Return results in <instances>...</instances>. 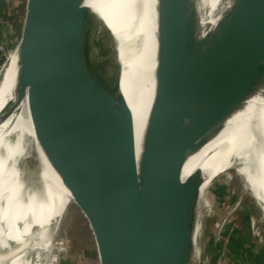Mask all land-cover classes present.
<instances>
[{
  "label": "water",
  "instance_id": "water-1",
  "mask_svg": "<svg viewBox=\"0 0 264 264\" xmlns=\"http://www.w3.org/2000/svg\"><path fill=\"white\" fill-rule=\"evenodd\" d=\"M201 1L155 0L152 100L137 141L121 57L122 48L135 76L142 59L134 32L117 22L114 67L91 74L83 69L90 31L110 33L97 9L87 0H21L12 46L4 36L17 57L0 68L8 64L0 86L7 81L13 94L0 126L17 122L27 98L31 122L20 119L35 139L23 134L15 168L25 201L39 209L49 197L44 162L71 194L65 202L55 192L53 212L45 202L49 217L36 224L49 243L65 239L64 264H192L209 194L242 175L243 156L202 192L203 169L187 175L185 165L251 99L264 101V0H219L211 9ZM77 142L95 147L86 165ZM255 149L247 151L249 171Z\"/></svg>",
  "mask_w": 264,
  "mask_h": 264
},
{
  "label": "bare ground",
  "instance_id": "bare-ground-1",
  "mask_svg": "<svg viewBox=\"0 0 264 264\" xmlns=\"http://www.w3.org/2000/svg\"><path fill=\"white\" fill-rule=\"evenodd\" d=\"M87 2L97 9L98 18L110 33L109 36L104 35L101 32V27L93 25L85 48L84 70H88L91 74L97 73L103 76L106 71L113 69L116 51L114 43L118 33H120L117 22H121L126 29L131 30L135 34V46L137 51L141 52L139 55L142 61H139L137 74L135 76L131 75L130 67L126 65L127 61L121 48V57L125 64L122 85L129 105L133 110L136 138L137 141H140L153 91V78L150 76L154 65L155 0H87ZM218 2L219 0H202L201 6L203 9H211ZM7 67L8 64L6 65ZM6 68L4 69L6 70ZM4 69L1 71L0 77ZM136 77L138 81L135 82L133 80ZM111 80L112 77L107 82L108 87L111 85ZM6 89L7 81L0 86V109L7 100L13 97V94L6 91ZM19 110L21 115L26 116L27 122H31L27 98L22 101ZM21 115H19L17 122L14 124L12 123L14 116H12L0 126V255L3 254L5 259L9 260V264H30L29 262H22L21 255L23 250L30 245H44L36 229V224L46 221L49 217L48 215L45 216L42 211L44 210L43 204L47 202L48 214L50 215L54 208L55 201L53 200L57 199V196L54 195L55 192L65 202L68 199H72L71 194L63 186L59 177L49 164L44 162L45 164H43L48 168L43 170L44 177L48 173H53L46 182L49 197L47 201H38L40 209L32 201H25L24 188H22L19 173L15 168V160H17L18 153L24 150L21 146L24 141L23 134H26V137L30 135L33 139L35 137L31 123L29 124L30 126L24 127L23 121L20 119ZM98 116L99 114L96 117ZM229 131L242 149L248 151L258 146H260V150L262 149L261 151L259 149L254 150L259 152V157L253 158L258 164H256L257 167L255 169L252 171L248 169V171L251 176L256 174L259 186L264 191V101L260 96L251 99L247 107L235 115L228 122L222 133L207 144L205 148ZM98 134L99 132L96 130L94 139H96ZM83 147H80L79 142H77L78 152L85 157L82 164L86 165L95 147H92L91 144ZM200 153L201 151L192 156L186 163L185 170L187 175L198 166ZM32 200L34 201V198ZM18 203L21 208H28L29 215H31L30 217L33 220L32 228L28 229L31 230L30 237H25V234H23L25 230H21L28 223L21 221L19 215L14 213V210L17 212V208H19L17 206ZM192 264H202L201 255L200 257L193 256Z\"/></svg>",
  "mask_w": 264,
  "mask_h": 264
},
{
  "label": "rangeland",
  "instance_id": "rangeland-1",
  "mask_svg": "<svg viewBox=\"0 0 264 264\" xmlns=\"http://www.w3.org/2000/svg\"><path fill=\"white\" fill-rule=\"evenodd\" d=\"M17 23L18 19L14 27H17ZM15 33L16 28L8 32L11 46ZM0 45L3 46L1 55L9 61H14L17 50L7 47L5 39H0ZM242 156L247 158L246 162L239 166L243 176L233 173L226 179L223 187L215 194H209L203 236L199 238L194 252L195 257H200L202 248V264H264V191L259 186L256 174L251 176L248 171L247 151L238 145L230 131L201 150L197 166L203 169L204 181L201 190L204 192L217 173L231 166L233 159L242 161ZM51 174L53 173L46 176V182ZM32 202L36 204L35 201ZM17 206L19 208L17 212L14 210V213L19 215L21 221L28 223L21 230H25V237H30L31 230L28 229L32 228L33 220L29 210L21 208L19 203ZM37 231L44 245L26 247L21 255L23 263L64 264L66 259H70L61 250L66 247L62 236H58L51 244L38 229ZM85 245L88 246L87 243ZM8 261L3 254L0 255V264H9ZM83 264L93 262L86 261Z\"/></svg>",
  "mask_w": 264,
  "mask_h": 264
},
{
  "label": "crops",
  "instance_id": "crops-1",
  "mask_svg": "<svg viewBox=\"0 0 264 264\" xmlns=\"http://www.w3.org/2000/svg\"><path fill=\"white\" fill-rule=\"evenodd\" d=\"M20 7L21 0H0V39H4L5 31L8 33L16 28L14 24L18 19Z\"/></svg>",
  "mask_w": 264,
  "mask_h": 264
},
{
  "label": "trees",
  "instance_id": "trees-1",
  "mask_svg": "<svg viewBox=\"0 0 264 264\" xmlns=\"http://www.w3.org/2000/svg\"><path fill=\"white\" fill-rule=\"evenodd\" d=\"M5 60H6V57L1 55L0 56V68L2 67L3 63L5 62Z\"/></svg>",
  "mask_w": 264,
  "mask_h": 264
},
{
  "label": "built area",
  "instance_id": "built-area-1",
  "mask_svg": "<svg viewBox=\"0 0 264 264\" xmlns=\"http://www.w3.org/2000/svg\"><path fill=\"white\" fill-rule=\"evenodd\" d=\"M1 49L3 50V46L2 45H0V56H1V53L3 52Z\"/></svg>",
  "mask_w": 264,
  "mask_h": 264
}]
</instances>
